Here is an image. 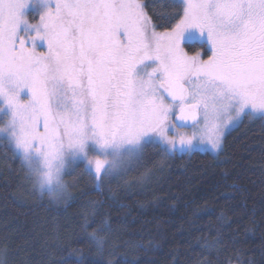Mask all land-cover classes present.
<instances>
[{
    "label": "snow or ice",
    "instance_id": "snow-or-ice-1",
    "mask_svg": "<svg viewBox=\"0 0 264 264\" xmlns=\"http://www.w3.org/2000/svg\"><path fill=\"white\" fill-rule=\"evenodd\" d=\"M176 6L178 22L157 32L141 0H0V112L8 117L0 143L19 154L34 185L61 186L71 158L100 190L146 146L163 156L205 144L218 152L234 121L264 119V0ZM197 44L207 59L185 51ZM110 227L103 220L97 231ZM97 231L90 237L100 248ZM222 244L217 237L205 250Z\"/></svg>",
    "mask_w": 264,
    "mask_h": 264
},
{
    "label": "trees",
    "instance_id": "trees-1",
    "mask_svg": "<svg viewBox=\"0 0 264 264\" xmlns=\"http://www.w3.org/2000/svg\"><path fill=\"white\" fill-rule=\"evenodd\" d=\"M141 2L157 31L183 14L178 0ZM185 49L210 52L198 44ZM222 145L217 155L169 156L146 146L142 163L156 174L144 186L111 179L98 190L87 175L53 204L34 194L27 168L0 143V248L8 264H264V119L244 116ZM103 220L110 229L97 231ZM93 231L103 237L100 248ZM217 237L223 251L205 250Z\"/></svg>",
    "mask_w": 264,
    "mask_h": 264
},
{
    "label": "rangeland",
    "instance_id": "rangeland-1",
    "mask_svg": "<svg viewBox=\"0 0 264 264\" xmlns=\"http://www.w3.org/2000/svg\"><path fill=\"white\" fill-rule=\"evenodd\" d=\"M178 1L180 2V0H178ZM37 11L38 10L35 9L32 5H29V8L26 10V18H27V20H28V22L30 24H35V23L38 22L39 15L37 14ZM165 31H167V30H161V31L158 30L157 32H165ZM40 43L41 42H38V51H46V45L43 48H40L39 47V44ZM185 51H187V50L185 49ZM187 52L189 53V55H192L195 52H200V54H201L200 49H196L194 51H187ZM208 55H211V52H209ZM201 56H202V58L207 59V57H203L202 54H201ZM243 117L244 116H241V118L239 119V121H234L233 122V125H230L229 126V129L226 130L225 134L229 130H231L232 128H234L242 120ZM257 117H260V114H258V113L257 114H253V116L251 117V119L252 118H257ZM7 119H8V117L4 116L3 113L0 112V127H3V125L7 121ZM190 132H188V133L190 134ZM170 134H172V133H170ZM222 142H223V139H222ZM11 148L13 149L12 146H11ZM197 149L203 150V151H208V152H210L213 155H217V153L219 152V151L218 152H211V151H209V146L206 145V144L205 145H200ZM13 151H14V149H13ZM16 154L19 156L18 153H16ZM78 165H79V162H76L75 164H73V161H72L71 158H68L66 160V163H65V175H64L63 178L69 184V186H70V192L71 193H74L75 192L77 183L82 178H85L88 175V174H86L84 172V165L82 164L81 167H79ZM77 167H79L80 169H78ZM146 168L147 167H145V165L142 163V159H140L137 162H133L128 167V169L125 171V173L122 176L118 177L117 179H112V180L113 181H115V180L117 181L118 179H120V181H121L122 184H125L127 186H132L133 185V187L134 186H137V183L140 182V183H143L142 185L144 186V183L145 182L143 181V179H145V178L148 179L152 175L156 174V171L154 169H150L147 172V170H145ZM27 171H28V169H27ZM29 180L31 182L30 184H31V187L33 188L34 194H36V193L38 194V192L36 190V187H35L32 179L29 178ZM112 183L113 182L111 181V179H106L104 181V184L103 185L109 186V184H112Z\"/></svg>",
    "mask_w": 264,
    "mask_h": 264
},
{
    "label": "clouds",
    "instance_id": "clouds-1",
    "mask_svg": "<svg viewBox=\"0 0 264 264\" xmlns=\"http://www.w3.org/2000/svg\"><path fill=\"white\" fill-rule=\"evenodd\" d=\"M35 187L39 195H41L42 197H46L53 204H61L71 196L70 186L65 180L59 187L55 185H45L43 187L35 185Z\"/></svg>",
    "mask_w": 264,
    "mask_h": 264
},
{
    "label": "flooded vegetation",
    "instance_id": "flooded-vegetation-1",
    "mask_svg": "<svg viewBox=\"0 0 264 264\" xmlns=\"http://www.w3.org/2000/svg\"><path fill=\"white\" fill-rule=\"evenodd\" d=\"M181 131L190 132L191 130H190V128H183V129H181Z\"/></svg>",
    "mask_w": 264,
    "mask_h": 264
}]
</instances>
